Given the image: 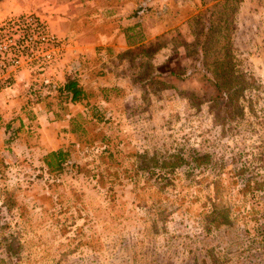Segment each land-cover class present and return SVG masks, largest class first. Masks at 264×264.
Here are the masks:
<instances>
[{"label":"rangeland","instance_id":"1","mask_svg":"<svg viewBox=\"0 0 264 264\" xmlns=\"http://www.w3.org/2000/svg\"><path fill=\"white\" fill-rule=\"evenodd\" d=\"M21 16L57 42L0 69V264H264V0L2 1L0 27ZM227 61L255 80L238 105L210 73ZM69 67L80 103L25 87ZM61 148L81 168L50 175ZM175 155L173 179L144 175Z\"/></svg>","mask_w":264,"mask_h":264},{"label":"trees","instance_id":"2","mask_svg":"<svg viewBox=\"0 0 264 264\" xmlns=\"http://www.w3.org/2000/svg\"><path fill=\"white\" fill-rule=\"evenodd\" d=\"M3 0H0V4L2 3ZM147 6H141L139 8H135L133 10V15H128L127 17L123 18L124 20L127 19H139L141 14L145 13ZM137 28H139V24H133L132 26H129L127 28H122L123 33H126L129 35L130 32L135 31ZM121 29H119V33H122ZM130 38V36H128ZM130 43V42H129ZM228 60V59H227ZM228 62V61H227ZM223 65L225 63H222ZM229 65V62H228ZM74 66H77L75 64ZM80 66V63L79 65ZM71 67V66H70ZM67 68L65 71H62L60 73V76L57 78V80H54L53 78H47L46 76H43L42 74L38 72H32L31 76L27 79V84L25 87H30L39 85L40 88L46 89L48 91L47 95H52L54 98L58 99L60 102L67 101L71 104H77L82 102L88 97V94L84 88V84L82 81V78L80 75L81 71L80 69L82 68ZM211 75L214 77L213 81L219 91V94L221 95L220 97H227V103L232 104V105H238V97L239 94H241L244 90L252 89L254 87V78L248 76L247 74L244 73H239L236 74L235 72H232L230 70V65L229 67L223 66L222 68H218V70L213 72H210ZM36 74L37 76L34 77L33 75ZM232 74V75H231ZM33 78V81H32ZM35 78V79H34ZM93 117L95 118L96 121L101 122L103 119H105L104 114L102 116H98L96 112L94 111ZM76 122V118H73L71 120V125L73 126L72 131L73 133H76V128L74 126H77V128L83 127V125H79ZM6 130L11 129V124L10 122H7L5 124ZM83 131V129L81 130ZM105 152H107L105 150ZM72 152L71 149H59L56 151H52L48 153L44 157V163L48 168L49 174L50 175H59L62 174L66 169H69L70 167L74 170H79L81 168L79 165L74 164L71 162L69 159L71 156ZM110 156H112V153H110ZM199 159V158H198ZM198 159H195V161L199 164L200 161ZM186 159L182 155H175V161H164L162 163L155 161V159L148 161L147 165L150 168H144V175H148L150 179H155L158 182H162L165 180H171L173 179V175L175 174L176 168L180 167L183 162H185ZM101 167V166H97ZM155 168H160L161 172L158 174L155 172ZM83 169H86L83 167ZM88 172V170H87ZM138 175L140 174L139 171ZM97 178L98 183H104L107 178H110L109 182L111 184H114L113 182L114 175L111 171H101L99 170L96 174H94ZM218 188H217V195H218ZM216 195V196H217ZM213 203V207H216V201H211Z\"/></svg>","mask_w":264,"mask_h":264},{"label":"built area","instance_id":"3","mask_svg":"<svg viewBox=\"0 0 264 264\" xmlns=\"http://www.w3.org/2000/svg\"><path fill=\"white\" fill-rule=\"evenodd\" d=\"M54 40L56 38L50 35L44 22L39 18L21 16L8 21L0 27V69L4 72L9 68H18L20 65L18 54L26 45H32L33 50L35 49L32 56L35 57L36 50L43 49L46 44L56 43ZM46 55L45 60H50V55Z\"/></svg>","mask_w":264,"mask_h":264},{"label":"crops","instance_id":"4","mask_svg":"<svg viewBox=\"0 0 264 264\" xmlns=\"http://www.w3.org/2000/svg\"><path fill=\"white\" fill-rule=\"evenodd\" d=\"M60 18V17H59ZM60 20H61V18H60ZM56 31H57V33H61V34H64L65 33V31H66V29H65V24H61V25H59L58 27H57V29H55ZM1 96V95H0Z\"/></svg>","mask_w":264,"mask_h":264}]
</instances>
